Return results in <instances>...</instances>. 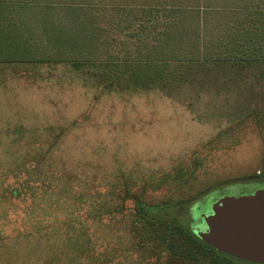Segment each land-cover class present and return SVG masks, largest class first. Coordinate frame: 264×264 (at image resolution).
<instances>
[{"label": "trees", "instance_id": "1", "mask_svg": "<svg viewBox=\"0 0 264 264\" xmlns=\"http://www.w3.org/2000/svg\"><path fill=\"white\" fill-rule=\"evenodd\" d=\"M48 11L86 18L54 20L45 27L40 13ZM124 11L169 19L162 29L154 24L153 44L136 57L93 44L95 34L107 43L103 35L111 29L122 42L148 28L138 19L137 30L125 31L119 15ZM1 64H67L75 73L98 77V89L156 90L172 100L171 93L190 87L221 92L250 76L264 83V0H0ZM39 151L34 155L36 150L23 146L0 152V206L6 207L8 196L16 201L14 213L2 211L0 220L20 226L0 234V264H125L134 254L139 264H250L205 244L199 224L205 231L202 209L210 192L264 184V178L152 207L128 189L109 193L94 183L92 171L77 174L65 165L67 175L55 177L49 169L57 162H46ZM127 201L134 203L129 214Z\"/></svg>", "mask_w": 264, "mask_h": 264}, {"label": "rangeland", "instance_id": "2", "mask_svg": "<svg viewBox=\"0 0 264 264\" xmlns=\"http://www.w3.org/2000/svg\"><path fill=\"white\" fill-rule=\"evenodd\" d=\"M43 13L45 27L54 20L86 18ZM119 15L125 31L137 30L138 19L148 28L122 42L111 29L110 35H103L109 44L95 34L93 44L103 52L121 49L136 57L153 44L154 24L162 29L169 21L134 11ZM250 77L224 85L221 92L207 85L203 92L190 87L171 93L172 100L156 90L118 94L98 89V77L75 73L67 64H1L0 152L28 146L38 155L41 148L46 162H57L49 174L66 176L65 165H72L77 174L92 171L94 183L105 185L109 193L128 189L152 207L192 201L224 184L264 178V83ZM259 190L264 191V184L212 191L202 210L208 215L223 197H249ZM15 204L8 196L0 214L9 209L12 215ZM125 205L128 214L134 210L132 201ZM16 207L22 209L18 200ZM116 219L110 222L113 228ZM15 227L13 221L0 220V234L15 233L20 226ZM199 228L204 230V225ZM138 259L134 254L125 264H139Z\"/></svg>", "mask_w": 264, "mask_h": 264}, {"label": "water", "instance_id": "3", "mask_svg": "<svg viewBox=\"0 0 264 264\" xmlns=\"http://www.w3.org/2000/svg\"><path fill=\"white\" fill-rule=\"evenodd\" d=\"M202 219L206 230L198 236L205 244L234 259L264 264V191L223 197Z\"/></svg>", "mask_w": 264, "mask_h": 264}]
</instances>
